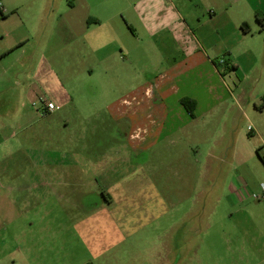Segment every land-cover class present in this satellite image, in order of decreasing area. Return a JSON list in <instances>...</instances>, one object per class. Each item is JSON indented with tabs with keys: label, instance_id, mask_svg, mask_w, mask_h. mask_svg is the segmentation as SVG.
<instances>
[{
	"label": "crops",
	"instance_id": "obj_1",
	"mask_svg": "<svg viewBox=\"0 0 264 264\" xmlns=\"http://www.w3.org/2000/svg\"><path fill=\"white\" fill-rule=\"evenodd\" d=\"M224 1L223 20L212 22H220V55L228 59L227 70L241 74L237 84L226 78L220 55L205 49L181 16L177 7L182 0H136V24L143 32L135 38L152 47L155 61L148 53L124 50L116 67L103 66L112 70L108 85L114 89L137 82L132 92L106 106L116 130H76L53 148L50 129L61 99H45L38 90L53 73L65 87L61 75L69 67L61 55L79 44L75 52L85 57L90 35L107 21V12L96 14L88 0H0V247L11 248L14 263L32 264L37 251H51L50 221L56 217L60 235L70 228L82 240L85 230L92 237L94 227L115 239L122 226L124 240L150 226L162 235L173 229L178 199L167 185L160 189L153 183L163 166L160 153L173 152L181 142L192 150L205 145L234 106L236 125L248 122V133L264 144V50L250 42L260 30L255 15L264 18V0ZM200 23L197 19L195 28ZM261 27L264 31V22ZM131 30L137 34L133 24ZM135 63L140 66L133 76L128 66ZM99 65L76 67L74 74L90 77ZM42 98L54 104L52 112ZM183 98L195 103L193 116L181 104ZM95 190L101 198L90 218L106 225L92 222L87 228L85 201ZM135 193L138 208L122 209L118 221L111 219L106 208L112 200L128 201ZM90 242L86 249L94 250ZM100 243L102 251L114 247L112 238ZM67 246V241L59 243L60 249ZM159 258L158 264L163 262Z\"/></svg>",
	"mask_w": 264,
	"mask_h": 264
},
{
	"label": "rangeland",
	"instance_id": "obj_2",
	"mask_svg": "<svg viewBox=\"0 0 264 264\" xmlns=\"http://www.w3.org/2000/svg\"><path fill=\"white\" fill-rule=\"evenodd\" d=\"M88 1L95 6L93 12L96 14L102 16L107 12V21L98 25L90 35V45L84 49L85 57H82V53L75 52L80 50L79 44H74L73 49L61 55L62 63L66 62V67H69L66 73L60 74L65 87H60V79L53 73L50 80H44V88L38 90V94L45 99H61L53 114L50 129L53 148H59L60 140L69 139V133L76 130H116L115 122L111 121L105 110L106 106L117 97L132 92L137 82L129 87L126 84L120 89H114L108 85L111 69L125 57L123 52L127 50L140 52L141 55L143 52L148 53L151 60L156 59L152 47L149 44L141 45L138 41L140 39L135 38L143 32L136 24L140 17V7H134L133 4L136 0ZM227 6L224 0H182L177 8L191 30L196 32L204 48L220 55V22L214 23L212 20H223ZM209 9L214 10L215 14L210 16L207 12ZM197 19L201 26L195 28ZM132 24L137 34L131 30ZM93 34H97V37ZM255 37L256 40L250 42L254 44L256 41V45H261L263 51L264 31L261 26ZM217 60L222 64L226 78L237 84L241 74L232 73L233 69L227 70L226 55L221 54ZM97 61L100 65L95 67L90 77L86 74H74L76 67L84 69L88 65L95 66ZM107 65H111V69L105 71L103 66ZM138 66L140 65L137 63L132 68L128 66L131 75L135 76ZM71 98L74 102H70ZM39 103L37 107L42 105ZM237 111L238 107L234 106L226 113V119L219 125V131H212L204 147L199 146L192 150L181 142L178 148L172 149L173 152L164 150L160 153L158 162L163 166L156 172L153 183L160 189L167 185L168 190L178 199L174 213L177 224L173 229L166 230L162 235L158 229L155 230V226H150L141 233L129 234V238L124 240L122 226H119L121 234L115 239L111 234L108 238L102 228L96 232L94 227L92 237L90 238V234L87 237L85 230L82 240L70 228L67 232L62 231L63 234L60 235V219L56 217L50 221L51 251H37L30 263L158 264L156 261L163 257V262L159 264H264V144L258 136L248 133V122L242 120L236 125ZM251 122L254 123L252 118ZM128 128L129 124L125 122V129ZM99 198L101 196L98 197L95 190L94 193H89L85 201L86 211L82 218L87 228L91 227L92 222H99L103 227L106 225L100 219L96 221L90 218ZM138 198V193H135L128 201L112 200L106 208L108 215L118 221L122 209L138 208ZM164 223L163 227L166 226ZM110 238L114 241V247L100 250V242H107ZM47 240L48 238L45 239L46 242ZM64 241H67L68 246L60 249L59 243ZM87 241L96 245L94 250L86 249L89 244L85 243ZM162 243L168 247L160 248ZM102 246L106 244L102 243ZM11 252L10 247H0V264H17L18 261L14 263L10 257Z\"/></svg>",
	"mask_w": 264,
	"mask_h": 264
},
{
	"label": "trees",
	"instance_id": "obj_3",
	"mask_svg": "<svg viewBox=\"0 0 264 264\" xmlns=\"http://www.w3.org/2000/svg\"><path fill=\"white\" fill-rule=\"evenodd\" d=\"M256 21L263 26V22H264V18L263 16L256 14L255 15ZM244 30V27H241ZM181 104L183 105V107L187 110V112L189 113V115L193 116V110L195 107V103L189 99L183 98L181 100ZM258 154V151H257Z\"/></svg>",
	"mask_w": 264,
	"mask_h": 264
},
{
	"label": "built area",
	"instance_id": "obj_4",
	"mask_svg": "<svg viewBox=\"0 0 264 264\" xmlns=\"http://www.w3.org/2000/svg\"><path fill=\"white\" fill-rule=\"evenodd\" d=\"M40 101L45 105L47 112H52L54 110L55 107L52 102L46 101L45 99H41ZM248 129H250V127ZM262 193H263L262 198H264V187H262ZM255 197L258 198V196H255Z\"/></svg>",
	"mask_w": 264,
	"mask_h": 264
}]
</instances>
